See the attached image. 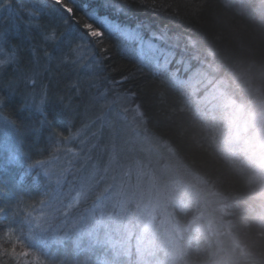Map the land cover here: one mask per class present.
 <instances>
[{
  "label": "trees",
  "instance_id": "16d2710c",
  "mask_svg": "<svg viewBox=\"0 0 264 264\" xmlns=\"http://www.w3.org/2000/svg\"><path fill=\"white\" fill-rule=\"evenodd\" d=\"M67 2L73 17L51 0H0V32L9 47L13 41L23 46L19 53L2 51L3 60L22 55L35 65L37 89L58 83L67 94L90 70L68 62L76 54L65 63L43 56L44 29L57 28L62 35L47 46L50 55L68 53L70 42L81 44V63L103 60L105 85L132 77L113 85L130 89L128 102L100 108L70 96L78 114L54 120L55 129L33 142L9 123L27 114L17 110L22 97L3 90L9 105L0 111V126H8L7 134L0 132V206L12 204L15 238L46 264H264V0ZM21 5L41 12L30 34L35 39ZM99 18L138 31L145 42L110 33ZM92 22L103 36L78 40ZM58 107L49 105V112ZM91 133L96 138L82 144ZM18 139L28 153L22 164L9 162ZM82 147L92 157L87 164ZM37 161L43 164L27 169ZM62 167L97 175L92 196L75 206L85 210L82 233L53 227L46 193ZM21 174L24 182L17 184ZM0 221L8 223L2 214ZM78 236L81 249L61 239Z\"/></svg>",
  "mask_w": 264,
  "mask_h": 264
},
{
  "label": "snow or ice",
  "instance_id": "6c2138e0",
  "mask_svg": "<svg viewBox=\"0 0 264 264\" xmlns=\"http://www.w3.org/2000/svg\"><path fill=\"white\" fill-rule=\"evenodd\" d=\"M51 3L61 6L68 16H74L75 10L74 6H72V2L69 3L67 0H51ZM21 7L29 17V20L26 21L29 38L35 39V37L30 34L36 27L40 26L34 22L38 21L41 17V12L37 9L30 10L25 5H21ZM90 16L91 14L87 15L88 18ZM92 19L97 18L92 17ZM99 22L110 33L118 34L126 41L132 43L145 42L144 37L141 36L138 31L129 30L107 18H99ZM61 23L67 24V20L65 19ZM94 24V22L85 23L83 27L87 30L86 35H82L78 40L85 41L88 36H103L104 33L100 31L99 28H94ZM44 33L43 41H45V51L43 52V56L48 57L50 60L56 59L61 63H65L66 56L76 54V59L68 62L73 66L78 65L90 71L86 72L84 77L78 78V83L73 85L70 90H67V94H65V91L60 88L58 83H50L47 87L41 85L39 89H37V82L34 79L37 75L34 71L35 65H33L31 60L25 64L22 55L13 53L10 60L0 62V111L9 105L10 95L22 97V102L17 105V110H27V114L23 119L19 121L13 120L9 123L12 124L13 130L23 129L33 142L40 139L44 130L55 129L54 120L68 122L74 118V115L78 114V106L70 100V96H76L77 98L84 96L86 99H83L81 102L93 107L99 106L100 108H104L105 106L110 107L117 105L123 107V104L128 102L127 93L130 92V89L116 91L113 85H123L132 78L130 76H123L119 81H112V85H105L106 78L100 74L103 66L102 59H97L93 56L88 63H81L84 59L83 54L80 52L81 44H77L73 47L72 42L68 44V53L62 51L59 56L53 57L47 51V46L49 44H58L62 34L58 32L57 28L53 27L45 28ZM0 42L3 44V47H0V52L4 50L11 52L12 47H14L17 53H19L23 47L19 41L11 42L12 47H9L8 37L5 32H0ZM146 44L149 51L153 52V43L148 41ZM153 59L154 56L152 57V60ZM9 68L14 69L11 74L8 72ZM30 71L32 75H29ZM97 81H99L100 84H97ZM105 86L107 87V92L103 90ZM93 87L96 88L95 93L92 92ZM4 89L8 90L9 96L3 94ZM110 95L114 97L111 101H109ZM66 100L69 102L65 103ZM51 104L59 105V107L53 112H49V105ZM123 110L125 112L128 111L127 108ZM33 113L38 115L34 116ZM90 131V129H86L84 137H88ZM0 132L7 134L8 126H0ZM95 138L96 133H91V138L82 140V144H90L91 140ZM65 139H67V137H65ZM24 142L26 141L17 140V148L10 158V163L22 164L26 161L28 153L23 151ZM94 147L95 145H93V148ZM67 151L71 153V149ZM87 151L89 150L86 147L81 148L80 154L83 156V164H87V162L92 159L90 155H85ZM69 163H71V161ZM42 164L43 162L37 161L36 164L27 163L26 167L27 169H33L37 167V165ZM81 171V167H74L72 169H65L62 167L55 173L57 176L56 187H53L51 192L46 193L49 197L48 205L55 212L54 219L57 223L54 224L53 227L57 233L75 234L85 231L82 224L85 217V210L75 206L80 204L82 197L87 200L92 196V191L98 181L95 172L81 175ZM83 171L87 172V168L84 167ZM105 172H107V168ZM45 175H48V173H45ZM69 176L73 177V179L69 180ZM24 179L25 175L21 174L17 180V184H22ZM65 189H67V192ZM72 193H75V196H73ZM97 195L99 194L97 193ZM66 209H71V211H65ZM12 210L11 203L6 204V206H0V214L3 215L5 221H8V223L0 221V233H2V235H0V241L7 240V244L0 243V264H6V258L13 261V264H46L38 253L24 247L19 238H15V226L12 224L13 219L9 216ZM61 239L64 241L65 245L71 243L74 249L82 248V236H78L75 239H65V237H61Z\"/></svg>",
  "mask_w": 264,
  "mask_h": 264
},
{
  "label": "rangeland",
  "instance_id": "374dc122",
  "mask_svg": "<svg viewBox=\"0 0 264 264\" xmlns=\"http://www.w3.org/2000/svg\"><path fill=\"white\" fill-rule=\"evenodd\" d=\"M3 59H5V58H2V52H0V62H3L4 60ZM138 114V113H137ZM113 159L111 158V161H110V164H114L113 162ZM119 167V166H118ZM118 176V179L120 178V175H117ZM117 179V180H118Z\"/></svg>",
  "mask_w": 264,
  "mask_h": 264
}]
</instances>
